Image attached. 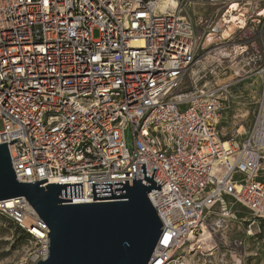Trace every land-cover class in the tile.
I'll use <instances>...</instances> for the list:
<instances>
[{"label":"built area","instance_id":"built-area-1","mask_svg":"<svg viewBox=\"0 0 264 264\" xmlns=\"http://www.w3.org/2000/svg\"><path fill=\"white\" fill-rule=\"evenodd\" d=\"M262 1L0 0V144L7 142L17 179L82 182L83 196L60 198L86 203L106 200H93L92 182L102 195V182L115 192L114 181L147 183L142 163L146 176L156 168L161 189L147 195L163 225L148 264H169L186 247L208 250L200 237L227 225L230 203L253 223L264 219V48L245 44L243 32L257 20L263 39ZM193 3L220 4L223 25L240 16L234 32L223 36L217 23L198 34L181 12ZM208 50L211 66L184 90ZM229 71L258 76L260 99L245 137L224 140L219 118L236 85L221 79ZM0 215L40 243L34 263L48 256V228L27 198L0 201ZM216 247L212 237L209 251ZM240 249L237 241L227 247L235 263Z\"/></svg>","mask_w":264,"mask_h":264},{"label":"water","instance_id":"water-1","mask_svg":"<svg viewBox=\"0 0 264 264\" xmlns=\"http://www.w3.org/2000/svg\"><path fill=\"white\" fill-rule=\"evenodd\" d=\"M22 140L12 139L10 143ZM146 176L92 182L98 202L63 204L83 196L82 182L48 183L47 178L20 182L15 174L7 142L0 144V201L25 197L48 228V256L34 264H148L162 233V221L147 193L161 189V181ZM160 181V180H159ZM90 192V193H91Z\"/></svg>","mask_w":264,"mask_h":264},{"label":"rangeland","instance_id":"rangeland-1","mask_svg":"<svg viewBox=\"0 0 264 264\" xmlns=\"http://www.w3.org/2000/svg\"><path fill=\"white\" fill-rule=\"evenodd\" d=\"M261 7H264V0L261 2ZM222 10L220 4L193 3L181 9V12L194 20L196 32L202 35L203 27L214 26L220 22ZM234 49L238 50V46L233 45L229 50ZM210 51L208 50L209 54L205 56L206 58L204 57L196 64L193 73L186 74L182 84L184 90L194 87L193 74H198L205 67L211 66L214 58L210 56L213 55V51ZM213 76L216 75L212 74L211 77ZM227 78L236 82L235 91L221 112L218 128L224 140L234 137L241 139L247 134L257 112L260 99V79L252 72L243 74V77H236L230 71L221 76V79L226 80ZM201 82L202 80L199 83ZM125 137L128 146L131 147L130 128L126 129ZM261 179L264 181L263 174ZM229 205H231L233 215L228 218L227 225L220 228L216 234L211 233L217 245L213 251L202 250L200 253L186 247L173 254L169 264H234L227 247L235 241L241 244L240 263L235 264H264V220L260 219L253 223V217L245 207L232 203ZM39 251V242L32 236L17 230L10 220L0 215V264H34V258Z\"/></svg>","mask_w":264,"mask_h":264},{"label":"bare ground","instance_id":"bare-ground-1","mask_svg":"<svg viewBox=\"0 0 264 264\" xmlns=\"http://www.w3.org/2000/svg\"><path fill=\"white\" fill-rule=\"evenodd\" d=\"M166 3H169V4H172L173 6H176L177 5V2L176 0H166ZM240 16H237L236 14L232 13L230 14L229 17H225L226 19V22H227V25H223L222 22H218V24L216 25L215 27V31H219L221 33H223V36H228L230 34V30L233 29V27L235 26L236 24V19L239 18ZM216 32H211L210 34L207 35V38H206V44H208L212 38L215 36ZM222 53H226L225 50H222ZM201 239L199 240V245L201 246V248H204V249H208L209 247H211V244H212V235H211V232L209 230V228H205L204 232L202 233ZM195 248H197V245L193 246ZM194 248H192L193 250ZM209 250V249H208Z\"/></svg>","mask_w":264,"mask_h":264},{"label":"crops","instance_id":"crops-1","mask_svg":"<svg viewBox=\"0 0 264 264\" xmlns=\"http://www.w3.org/2000/svg\"><path fill=\"white\" fill-rule=\"evenodd\" d=\"M257 7L258 6H255L254 8L253 7H250V10L253 11H257ZM258 19V18H257ZM258 21L256 20L254 23L250 22L249 26L243 31L244 34L248 37V39H246L244 41L245 44H253V45H256L258 47V49H260V51H262V48L264 47V37L263 39H258ZM235 30V27L230 30V34L233 33ZM257 78H259L258 76H256ZM260 79V78H259ZM260 83H261V80L259 82V86H260ZM264 175V173H263Z\"/></svg>","mask_w":264,"mask_h":264},{"label":"trees","instance_id":"trees-1","mask_svg":"<svg viewBox=\"0 0 264 264\" xmlns=\"http://www.w3.org/2000/svg\"><path fill=\"white\" fill-rule=\"evenodd\" d=\"M263 220H264V219H263ZM16 229L19 230V231L22 232V233L27 234L24 230H22V229H20V228H17V227H16ZM27 235H28V234H27Z\"/></svg>","mask_w":264,"mask_h":264}]
</instances>
